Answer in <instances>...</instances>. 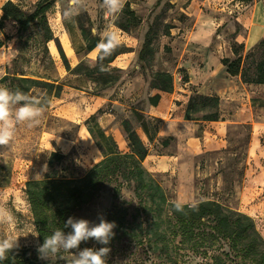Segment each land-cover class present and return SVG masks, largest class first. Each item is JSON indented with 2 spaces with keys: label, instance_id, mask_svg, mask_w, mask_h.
<instances>
[{
  "label": "rangeland",
  "instance_id": "obj_1",
  "mask_svg": "<svg viewBox=\"0 0 264 264\" xmlns=\"http://www.w3.org/2000/svg\"><path fill=\"white\" fill-rule=\"evenodd\" d=\"M11 1L24 12H30L38 2V0ZM188 1L160 0L159 4L155 5V0H125L141 19L138 27L125 32L115 24L119 15L117 17L105 15L103 0H84V6L71 22L63 17L70 0H54L46 11L48 24L57 39V42L51 40L47 43L49 56L44 53L35 26L24 34L22 39L24 44H19L12 37L16 22L12 19L3 21L0 27V79L7 73L15 71L48 77L64 84L60 97L49 99L38 125L29 128L26 124H18L12 141L0 147V205L10 210L15 218L11 225H0V238L7 235L18 237L19 247L12 251L13 254L34 257L38 264H70L73 255L71 252L62 251L50 260L38 258L37 245L40 242L38 236L33 235L37 232L27 200L26 183L44 177L49 170L47 163L50 153L54 151L64 154L62 160L53 164L54 173L58 177H81L99 161L93 149L80 138L79 126L85 125L89 117L79 115L77 110L79 99L94 95L113 98L119 93L122 84L136 74L140 81L135 85L142 91L133 105L144 109L150 89L149 73L154 71L171 73V70H174L171 51L166 41L170 37V32H175V28L188 25L189 18L185 9ZM240 1L242 6L230 13L232 22L229 29L225 30L229 45L235 41V33L245 35L246 31L242 26L243 21L240 23L233 18L244 17L246 21L251 14L254 0ZM261 18L264 19V7L261 10ZM150 24L155 28L152 36L153 52L142 67L143 63L137 60V52ZM261 24L264 25V22ZM79 25H82L92 36L100 38H103L109 29L117 32L120 38L119 44L129 50L116 56L110 63V67L114 70L98 74V81L87 77L83 72L84 69H74L80 63L85 67H93L99 50L97 48L95 52L85 54L79 48L78 34L82 39ZM166 25L171 27L168 34L164 35ZM261 39H264V36ZM57 43L68 60L69 70L63 65ZM63 44L70 53L69 44L74 54H66ZM131 57H133L132 61ZM177 71L180 72L179 69ZM180 74L183 75V72L181 71ZM103 78L108 79L107 83H103ZM0 86H6V82L0 81ZM31 94L44 101L43 89H33ZM65 103L70 106L71 116L66 115L69 111L57 113L55 110L57 106ZM240 107L243 115L230 117L227 122L225 147L220 151L198 156L195 199L191 204L213 199L230 209L243 212L252 217L256 229L264 237V84H252L249 95L245 97ZM225 109L229 114H233L236 110L233 106H226ZM114 111L112 103L105 101L97 113H114ZM123 118L120 117L119 122ZM127 118L144 138L132 113H129ZM151 148L152 151L161 150L157 143ZM153 175L161 184L160 176ZM112 187L113 184L103 186L91 202L75 211L74 217L98 223V216L103 215L106 218V213L113 205L126 207L128 214L133 213L136 199L131 190L122 186L119 197L113 199ZM167 195L170 200L175 201L171 193ZM176 241L170 242L169 255H165L159 254L156 249L153 251L148 249L145 242L113 239L109 245H106L111 249L107 264H215L214 256H218L217 260L220 264H245L241 259L225 254L228 248L223 242L208 248L207 253H204L202 249L197 251ZM104 246L90 239L82 242L80 249Z\"/></svg>",
  "mask_w": 264,
  "mask_h": 264
},
{
  "label": "trees",
  "instance_id": "obj_2",
  "mask_svg": "<svg viewBox=\"0 0 264 264\" xmlns=\"http://www.w3.org/2000/svg\"><path fill=\"white\" fill-rule=\"evenodd\" d=\"M160 0L155 1L158 5ZM54 0H38L30 12H24L17 4L7 0L1 6L0 27L4 20L12 19L16 22V29L12 37L19 44L24 34L35 26L44 53L48 54L47 43L55 38L46 17V11ZM123 31L128 32L141 24V19L130 8L129 2L124 3L122 12L115 23ZM171 26H165L164 35L168 34ZM81 35L85 41L84 49L88 52L97 47L102 39L92 36L82 25H79ZM155 28L150 24L137 52V60L144 64L153 52L152 36ZM58 52L64 67L69 70L68 60L57 43ZM23 48V46L21 45ZM233 57H223L221 63L225 71L231 76H238L245 84H264V39H260L250 49L245 51L242 43L233 41L230 44ZM125 46H119L104 56L100 50L96 55L93 67H85L81 63L74 69H84V74L93 81H98V74L114 70L110 63L121 53L127 52ZM49 56V54H48ZM101 66L105 70L101 71ZM184 78V76H183ZM149 87L169 92L173 89V75L168 71H154L149 73ZM1 82L6 87L21 91L32 96L33 89L44 90L45 107L52 97L59 98L64 84L55 79L38 75H27L24 72H9ZM108 79L103 78V83ZM159 94L146 96V105H157ZM131 113L137 126L142 130L149 142L156 138L161 120L147 115L144 109L133 107ZM200 114V117H198ZM185 119L216 121L219 119V98L215 95L192 93L186 102ZM128 142L129 150L121 152L113 137L106 134L97 124L95 115L85 121V125L96 146L102 153V159L92 165L87 172L78 178H65L55 175L53 164L64 158L60 152H51L48 160L49 170L40 180L26 183V195L33 218V225L38 234L40 244L44 237L51 235L56 229L64 230V223L81 206L88 204L103 186L113 184L112 197L117 199L125 186L136 199L134 212H127L126 207L113 205L106 213V220L115 222V236L113 239L131 242H145L150 250H158L159 254L169 255L170 242L186 244L197 251L207 249L223 242L228 250V256L241 259L245 264H264V237L258 232L255 222L249 215L230 209L213 199L198 201L194 204H182L184 211L175 209L177 202L170 200L159 180L148 171L143 161L148 154V147L140 138L136 129L128 118L120 122ZM162 145L171 141L170 137L162 138ZM181 204V203H180ZM194 209V210H193ZM129 215V216H128ZM215 264H220L214 256ZM0 264H38L31 256H19L11 253L8 259Z\"/></svg>",
  "mask_w": 264,
  "mask_h": 264
},
{
  "label": "crops",
  "instance_id": "obj_3",
  "mask_svg": "<svg viewBox=\"0 0 264 264\" xmlns=\"http://www.w3.org/2000/svg\"><path fill=\"white\" fill-rule=\"evenodd\" d=\"M5 1L7 0H0V17L1 6ZM239 6H242L240 0H189L185 7L189 18L188 25L175 28V32H170V37L166 41L174 66V70H171L173 89L165 92L150 88L147 94V96L160 95L157 105H146L144 112L159 118L161 123L156 138L152 142H149L145 135L143 138L137 131L148 147V154L143 165L152 174L160 176L161 186L166 193L172 194L177 203L191 204L195 199L198 156L214 153L225 147L227 122L230 117L243 115L240 106L243 105L252 87V84L242 83L238 76L229 75L221 63L223 57H233L225 37V30L229 29L232 22L230 13L233 10L237 11L236 8ZM262 7H264V0H254L251 14L246 21L244 17L233 18L240 23L243 21L242 26L246 29L245 35L239 33L234 35V40L242 43L245 51L264 36V25L261 24L264 22L261 18ZM77 37H79V48L85 54L96 51L97 47L87 52L84 49L85 41L79 34ZM68 47L71 52L69 53L64 46L65 53L73 55L72 47L69 44ZM130 59L132 61L133 57ZM178 69L183 72V75L177 71ZM139 81V77L135 74L122 84L119 93L113 98L94 95L80 98L77 103L79 115L84 117L95 115L99 127L113 137L117 149L121 152H127L129 147L119 119L129 117L131 109L135 107L133 104L142 91L135 85ZM192 93L217 96L219 119L216 121L185 119L186 102ZM105 101L112 103L114 113H97ZM226 106H233L236 110L233 114L226 113ZM69 107L65 103L57 106L55 110L57 113L69 111L66 115L71 116ZM79 133L82 141L93 149L100 161L103 157L102 153L87 127L79 126ZM167 137H170L171 141L162 145L160 140ZM155 143L159 144L161 150L152 151L151 147ZM249 153H251L250 150Z\"/></svg>",
  "mask_w": 264,
  "mask_h": 264
},
{
  "label": "clouds",
  "instance_id": "obj_4",
  "mask_svg": "<svg viewBox=\"0 0 264 264\" xmlns=\"http://www.w3.org/2000/svg\"><path fill=\"white\" fill-rule=\"evenodd\" d=\"M125 0H103V8L107 17H117L123 10ZM84 0H70L69 6L64 10L63 17L71 22L78 14ZM120 38L117 32L106 31L104 37L98 42L97 48L104 56L111 53L119 46ZM105 70L101 66V71ZM45 111V101L36 96H29L20 89H9L0 86V147L8 145L14 136L18 124H26L31 128L40 123V118ZM177 211L183 212L184 206L175 204ZM194 210V209H193ZM14 216L6 207L0 205V225H11ZM98 223L84 218L69 217L64 223V229H56L51 235L44 237V242L37 245L38 258L50 260L59 253L71 252L70 264H107L111 249L109 245L115 236V222L107 221L103 215L98 216ZM38 236V234H33ZM94 240L104 247H85L80 249L82 242ZM18 237L7 235L0 238V261L8 259L14 249H17Z\"/></svg>",
  "mask_w": 264,
  "mask_h": 264
}]
</instances>
